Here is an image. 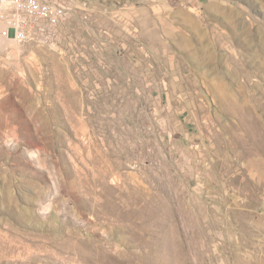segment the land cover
Segmentation results:
<instances>
[{
  "label": "rangeland",
  "instance_id": "1",
  "mask_svg": "<svg viewBox=\"0 0 264 264\" xmlns=\"http://www.w3.org/2000/svg\"><path fill=\"white\" fill-rule=\"evenodd\" d=\"M63 3L0 22V264H264V0Z\"/></svg>",
  "mask_w": 264,
  "mask_h": 264
},
{
  "label": "built area",
  "instance_id": "2",
  "mask_svg": "<svg viewBox=\"0 0 264 264\" xmlns=\"http://www.w3.org/2000/svg\"><path fill=\"white\" fill-rule=\"evenodd\" d=\"M64 0H0V22L14 34V40H32L35 29L55 23L66 15Z\"/></svg>",
  "mask_w": 264,
  "mask_h": 264
},
{
  "label": "bare ground",
  "instance_id": "3",
  "mask_svg": "<svg viewBox=\"0 0 264 264\" xmlns=\"http://www.w3.org/2000/svg\"><path fill=\"white\" fill-rule=\"evenodd\" d=\"M213 8V7H212ZM210 11H217V10H210ZM0 28H2V27H0ZM2 34V33H1ZM1 36V35H0Z\"/></svg>",
  "mask_w": 264,
  "mask_h": 264
}]
</instances>
